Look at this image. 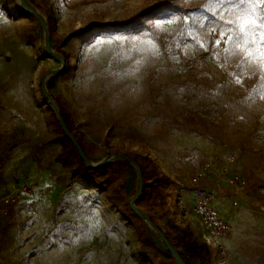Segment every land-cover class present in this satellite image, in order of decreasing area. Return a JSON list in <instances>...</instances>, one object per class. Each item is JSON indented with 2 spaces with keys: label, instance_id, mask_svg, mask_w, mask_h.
<instances>
[{
  "label": "rangeland",
  "instance_id": "374dc122",
  "mask_svg": "<svg viewBox=\"0 0 264 264\" xmlns=\"http://www.w3.org/2000/svg\"><path fill=\"white\" fill-rule=\"evenodd\" d=\"M30 2L64 62L45 49L41 22L19 0H0V264H177L142 256L147 223L129 214L136 166L117 159L93 176L63 143L41 88L63 63L45 87L72 134L92 162L118 154L137 162L138 207L174 247L186 230L204 242L189 179L211 161L238 177L237 188L212 183H221L212 192L232 225L210 247L213 264H264V57H245L227 38L239 0ZM253 5L261 17L264 0L243 7ZM28 184L40 197L23 195L3 213L2 198Z\"/></svg>",
  "mask_w": 264,
  "mask_h": 264
},
{
  "label": "built area",
  "instance_id": "2783aa9c",
  "mask_svg": "<svg viewBox=\"0 0 264 264\" xmlns=\"http://www.w3.org/2000/svg\"><path fill=\"white\" fill-rule=\"evenodd\" d=\"M230 161L233 163V159ZM221 179L229 181L232 188H237V172L231 171L227 165H217L211 161L203 164L189 179L192 185L190 210L203 230L204 242L210 247H220L232 230V225L223 216L213 192L202 186L203 184L210 185L215 180ZM41 194L42 190L37 184L25 185L18 192L2 198L3 213L6 214L7 208L18 204L23 195H37L39 198ZM25 214L29 217L36 214L34 203L25 209Z\"/></svg>",
  "mask_w": 264,
  "mask_h": 264
},
{
  "label": "water",
  "instance_id": "95a60500",
  "mask_svg": "<svg viewBox=\"0 0 264 264\" xmlns=\"http://www.w3.org/2000/svg\"><path fill=\"white\" fill-rule=\"evenodd\" d=\"M23 2L25 3L26 7H22L24 10H26L27 12H30L31 14H33L42 24L43 29H44V45H45V49L52 54L53 56H55L56 58H58L61 62H64L63 58L56 53L54 50L51 49L50 46V38H49V28H48V22L45 18V16L43 15V13L35 8L33 6V4L30 2V0H23ZM64 68V63L60 68H54L52 69L48 74H45L42 79H41V88H42V92L44 94V96L49 100V102L52 104V106L55 109L56 115H57V119L63 129V131L65 132V134L70 138V140L72 141L73 145L76 147L81 159L85 162L86 165L90 166V167H99L102 166L106 163H109L113 160H117V159H125L126 161L130 162L131 164H134L137 168V172H138V178H139V189L137 192V195L134 196L133 198H131L130 200V206L131 208L135 211V213L141 217L150 228H152L161 238L162 242L164 243L165 247L167 248V250H169V252L172 254V256L174 257L175 261L177 264H185V262L183 261V259L181 258V256L179 255L177 249L174 247V245L171 243V241L167 238V236L164 234L163 231H161V229L155 224L153 223V221L151 220V218L149 217V215H147L146 213H144L136 204L135 201L136 199L142 194V185H143V177H142V171L140 166L137 164V162L126 155H115V156H109L107 158H104L98 162H92L89 157L87 156V154L85 153L84 149L82 148V146L80 145L79 141L76 139V137L72 134L71 130L69 129V127L67 126L60 109L57 106L56 101L53 99V97L51 95H49V93L47 92V89L45 87V81L47 79V77L49 76V74H53V73H59L62 69Z\"/></svg>",
  "mask_w": 264,
  "mask_h": 264
},
{
  "label": "trees",
  "instance_id": "16d2710c",
  "mask_svg": "<svg viewBox=\"0 0 264 264\" xmlns=\"http://www.w3.org/2000/svg\"><path fill=\"white\" fill-rule=\"evenodd\" d=\"M26 13H28V12H26ZM61 114H62V112H61ZM62 116H63L67 126L71 130V128L68 125L63 114H62ZM62 141L65 145H73L72 141L65 134L63 129H62ZM79 163H80V165L84 171L91 173L93 176L96 175V173L98 171H100L101 169L109 166V163H106V164L99 166V167H90V166L86 165L85 162L81 158H80ZM91 180L96 182L95 178H92ZM142 196H143V193L136 199L135 204L137 206L139 205L138 203H139V200L142 198ZM129 214L133 218L140 219V217L135 213V211L131 208V206L129 208ZM149 217L151 218L153 223H155L154 220L152 219V217L151 216H149ZM149 231H150V227L148 226V224H146V226L143 229L138 231V238L140 241V251L142 253V256L148 260H152L153 258H155L159 255L163 258L174 259V257L169 252V250H167L166 247H165V249H162L158 246V244L155 242V240L150 235ZM153 232L155 233V231H153ZM167 238L169 239L168 236H167ZM180 241H181V248L177 249V251H178L179 255L181 256V258L183 259V261L185 262V264H213V255H212L210 246L206 242L198 240L194 236V233L192 230H186L185 233L183 234V236L181 237ZM171 243L173 244L172 241H171ZM163 245H164V243H163Z\"/></svg>",
  "mask_w": 264,
  "mask_h": 264
},
{
  "label": "snow or ice",
  "instance_id": "6c2138e0",
  "mask_svg": "<svg viewBox=\"0 0 264 264\" xmlns=\"http://www.w3.org/2000/svg\"><path fill=\"white\" fill-rule=\"evenodd\" d=\"M217 2L224 3V0H217ZM259 2L260 0H256V3ZM246 4H253V0H239V6L243 10L237 11L235 13V21H226L227 24H234L236 27V31L234 33L230 32L227 38L229 40H234L237 42V47L240 48L245 57H249L255 60L257 57H264V50H261L260 48H256L255 50H253L251 48L253 44H264V13H262L261 17H256L255 5H253L251 11H248L243 7ZM167 23L171 24L173 23V21L169 19ZM161 24L162 22L160 21L155 22V26L157 28H160ZM221 35L223 36L225 34L221 33ZM261 67L262 70H264V64H262ZM262 99H264V97H262Z\"/></svg>",
  "mask_w": 264,
  "mask_h": 264
},
{
  "label": "crops",
  "instance_id": "0c3cea01",
  "mask_svg": "<svg viewBox=\"0 0 264 264\" xmlns=\"http://www.w3.org/2000/svg\"><path fill=\"white\" fill-rule=\"evenodd\" d=\"M220 185H221V183H214V184H210V186H209V185H206V184H203L202 186L205 187V188H207V189L210 190V191L215 192V191H217L218 189H220ZM220 200H221V199H220ZM227 209H228V208H227ZM225 212H226L225 215L227 216L228 213H229V211L226 210ZM222 214H223V216L225 217L224 212H222ZM226 219H227V218H226Z\"/></svg>",
  "mask_w": 264,
  "mask_h": 264
},
{
  "label": "bare ground",
  "instance_id": "6f19581e",
  "mask_svg": "<svg viewBox=\"0 0 264 264\" xmlns=\"http://www.w3.org/2000/svg\"><path fill=\"white\" fill-rule=\"evenodd\" d=\"M20 1V5L21 7H26L25 3L23 2V0H19ZM34 6V5H33ZM35 7V6H34ZM36 8V7H35Z\"/></svg>",
  "mask_w": 264,
  "mask_h": 264
}]
</instances>
